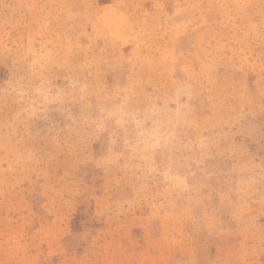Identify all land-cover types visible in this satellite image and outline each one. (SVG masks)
Returning a JSON list of instances; mask_svg holds the SVG:
<instances>
[{"label":"rangeland","instance_id":"1","mask_svg":"<svg viewBox=\"0 0 264 264\" xmlns=\"http://www.w3.org/2000/svg\"><path fill=\"white\" fill-rule=\"evenodd\" d=\"M0 264H264V0H0Z\"/></svg>","mask_w":264,"mask_h":264}]
</instances>
